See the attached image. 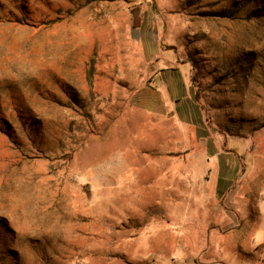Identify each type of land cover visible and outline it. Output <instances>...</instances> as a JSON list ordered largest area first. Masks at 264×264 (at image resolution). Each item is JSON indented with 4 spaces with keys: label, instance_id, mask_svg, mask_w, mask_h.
<instances>
[{
    "label": "rangeland",
    "instance_id": "obj_1",
    "mask_svg": "<svg viewBox=\"0 0 264 264\" xmlns=\"http://www.w3.org/2000/svg\"><path fill=\"white\" fill-rule=\"evenodd\" d=\"M192 260L264 264V0H0V264Z\"/></svg>",
    "mask_w": 264,
    "mask_h": 264
},
{
    "label": "crops",
    "instance_id": "obj_2",
    "mask_svg": "<svg viewBox=\"0 0 264 264\" xmlns=\"http://www.w3.org/2000/svg\"><path fill=\"white\" fill-rule=\"evenodd\" d=\"M154 67H149L148 70L151 72V83L149 84L152 88V97L145 99L143 106L149 105L156 112H161L163 115L166 112H173L177 117L179 114L182 117H198L199 107L194 99L192 90L190 74L187 73L183 76L186 81V85L182 82V76L178 72V66L171 67L170 65L163 66V62L159 58L153 57ZM155 88V89H154ZM157 91H162L163 95ZM164 103L168 104V107L164 106ZM188 114H185V113ZM249 228H242L241 231H236L237 236L245 239V233ZM188 264H204L195 263L193 260Z\"/></svg>",
    "mask_w": 264,
    "mask_h": 264
}]
</instances>
